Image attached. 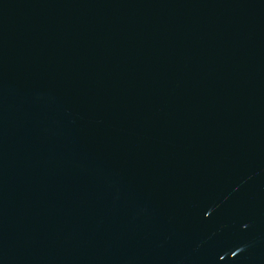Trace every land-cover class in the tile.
<instances>
[{
    "label": "water",
    "instance_id": "obj_1",
    "mask_svg": "<svg viewBox=\"0 0 264 264\" xmlns=\"http://www.w3.org/2000/svg\"><path fill=\"white\" fill-rule=\"evenodd\" d=\"M0 264H264V0H0Z\"/></svg>",
    "mask_w": 264,
    "mask_h": 264
}]
</instances>
